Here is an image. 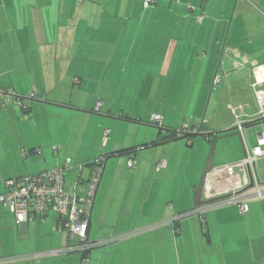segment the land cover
<instances>
[{
    "label": "crops",
    "instance_id": "crops-1",
    "mask_svg": "<svg viewBox=\"0 0 264 264\" xmlns=\"http://www.w3.org/2000/svg\"><path fill=\"white\" fill-rule=\"evenodd\" d=\"M156 1L143 8V0H0V92L38 96L0 105V194L9 179L62 168L69 160L65 189L83 197L92 161L132 152L125 162L105 163L89 215L87 240L99 244L89 252L91 259L99 255L90 264H264V195L246 200L244 214L234 205L219 206L204 212L203 223L182 221L176 238L166 223L192 215L206 161L203 142L193 148L196 136L168 137L182 123L204 134L208 145L216 142L213 169L242 161L248 149L264 151V118L250 88L252 67L264 65V0H236L234 6L232 0ZM108 14L121 23L114 35L101 36ZM155 26L158 39L150 38ZM119 43L124 50L114 57L116 84L124 73L132 79L123 86L129 98L122 105L101 98L102 57L112 58ZM186 88L196 99L185 113L163 98L136 109L143 91L180 95ZM153 115L161 116V129ZM187 147L196 157L183 166L180 155L194 151ZM129 160L137 167L129 169ZM161 160L166 165L156 171ZM254 170L263 190L264 156ZM237 179L234 173L204 180L200 198L209 186L223 190ZM66 220L65 213L48 212L17 225L0 205V264H77L70 253L51 254L75 243Z\"/></svg>",
    "mask_w": 264,
    "mask_h": 264
},
{
    "label": "built area",
    "instance_id": "built-area-1",
    "mask_svg": "<svg viewBox=\"0 0 264 264\" xmlns=\"http://www.w3.org/2000/svg\"><path fill=\"white\" fill-rule=\"evenodd\" d=\"M142 4L143 8H148L155 5L156 0H143ZM198 21L200 20L198 19ZM262 67L264 65L252 67V83L250 85L257 108L256 113L260 118H264V72H259ZM217 81V78H215L214 82L216 83ZM11 97V94L1 91L0 105L5 103L6 98L9 100ZM16 98L17 104L23 105L24 100H37L38 96L35 91H32L26 98ZM98 107L99 104H96L95 111L98 110ZM151 121L158 128H162L161 116L153 115ZM235 126L236 130L242 132L241 123L236 122ZM196 133L197 131H192L187 124L175 130V136L177 138L184 134ZM104 136L106 137V134ZM257 139L261 141L262 136H258ZM262 156H264V151L257 146L248 149L242 161L227 167L212 169L208 172L204 179L206 183L222 175L234 173L238 175V179L234 184L223 190H212L213 188L209 186L207 193H202L203 195L200 198V201L204 204L196 207L193 213L201 216L207 209L212 207L237 205L239 213L244 214L247 211L246 200L264 195V190H262L254 170L255 161ZM92 163V170L85 184V195L83 197H79L65 189L64 172L69 166V160H66L62 168H55L37 174H27L20 178L9 179L5 182V192L0 194V205L10 211L17 225L32 220L34 215L42 217L48 212L56 215L65 213L67 216L65 227L70 238L72 240L75 239V243L66 248L55 250L51 254L65 255L67 253H76L80 256L79 264H88L84 260L89 257L90 250L99 245L88 242L87 222L95 191L99 183L103 158H97ZM165 165V162L161 160L157 162L155 170L158 171L164 168ZM132 166L133 160H129L127 167L132 168ZM206 187L207 184L204 185V189ZM177 220L175 217L168 221L173 226L175 234H178V229L176 228ZM11 261H15V259Z\"/></svg>",
    "mask_w": 264,
    "mask_h": 264
},
{
    "label": "rangeland",
    "instance_id": "rangeland-1",
    "mask_svg": "<svg viewBox=\"0 0 264 264\" xmlns=\"http://www.w3.org/2000/svg\"><path fill=\"white\" fill-rule=\"evenodd\" d=\"M168 1V0H166ZM79 2V0H78ZM236 0H232V5L234 6ZM143 3V2H142ZM154 6L156 5H152L150 6L149 8H153ZM232 6V7H233ZM142 7H143V4H142ZM120 16L119 15H113V14H108V15H105L104 16V20H103V26L101 27V31H99L97 34H101V36L103 35H107V33H111V34H115L117 31L115 30V28H117V26H115L116 24H119L121 23L120 21ZM159 29L160 27L158 28V26H155V27H152L150 28V38H154V39H158V32H159ZM93 32V30H92ZM124 34V37L126 36V32L123 33ZM154 34V36H153ZM157 36V37H156ZM110 37V36H109ZM100 38V37H99ZM104 40H105V37H104ZM100 41L102 42V39H100ZM103 43V42H102ZM120 49V51H123L124 48L123 47H120V43H119V47L116 48V52L114 53V56L112 58H110L111 54L108 53V54H104L103 57H102V65L101 67L103 68V79L101 81V84H102V92H103V95L101 96L102 100H106V101H109L111 102L112 104H116L118 102H120V104H124L126 102V100L129 98V95H127L125 92H124V89H123V86H125L126 88L128 86H131V82H132V79L128 77V74L127 73H124L123 75H120L119 79H118V84H116V78L118 77L113 71H112V68H115L116 69V66L118 65H114V57L115 55H117V51ZM112 53V52H111ZM128 53V49L126 50V53ZM123 65H125L124 63H121L120 64V67H122ZM111 75H113L114 78H111ZM141 79V78H139ZM139 79H137L136 81L138 82ZM143 81V80H141ZM187 81V80H186ZM150 82V80H149ZM119 87L118 89V93L117 94H114V92L116 91V87ZM8 94H11V92H6ZM12 97L8 100L6 98V103L11 101V99H14L16 100L15 98V94H11ZM131 97V96H130ZM135 97H138L137 95ZM163 98L164 101H166L167 105L168 106H174L175 104H177V107H180L182 109H184V113L185 111L189 108V106L193 107V104H194V101L196 99V96H192L191 94V91L189 92V90L186 88L184 90H182V92L179 94H175V95H168V94H160V95H150V94H147L146 92H142L140 94V96L137 98L138 101H135V104L137 103V106H136V109L139 111L141 109L142 106H150L152 105L154 102H157V103H160L161 102V99ZM148 104V105H147ZM142 105V106H141ZM153 106V105H152ZM180 114V113H179ZM188 118H186L187 120ZM182 126L184 125L183 123L181 124ZM193 148L195 147H199L198 143L200 144L201 142H203V144L205 145V147H207V151H206V157L205 159H207V156H208V153H209V150H210V145H208L206 142L203 141L202 138H199V137H195L193 139ZM222 142H225V141H222ZM202 144V143H201ZM216 144V142H215ZM191 147H187V150H194L192 153H189L188 155L186 154V156H184V153H182L180 155V159L183 158V166L185 165V163L187 161H191L192 163H194L195 161V158L196 157V154H195V149H193ZM197 149V148H196ZM214 152H215V149H214ZM184 156V157H182ZM187 158V159H186ZM122 160V161H121ZM125 160H127L126 158L122 157V158H119L117 161H116V164L120 161V162H125ZM204 164H205V160H204V163L202 165V170H203V167H204ZM123 164H120L119 167H122ZM126 166V165H124ZM135 167H137L136 163L133 162V166L132 168H129V169H134ZM201 170V171H202ZM200 178V176H199ZM182 180V179H181ZM199 181V179H198ZM197 181V183H198ZM180 183V180L178 179L177 180V185H179ZM264 190V189H263ZM206 205V204H205ZM209 205H212V204H209ZM208 205V206H209ZM225 206H230V205H225ZM237 207V205H234ZM215 209L216 207H212V208H209L207 210H210V209ZM217 208H220L219 206ZM238 208V207H237ZM187 212L185 213H182V214H186ZM189 213H191L192 215H185L183 216L182 218L180 217V215H176V218L178 219L177 220V223H179V226L180 224L182 223V221H184L185 223L190 221V220H193V218H197L199 220L200 223H203L204 219H203V215H205L204 213L199 216L197 214H194L192 211H190ZM168 214H171L170 212H168ZM238 214L240 215L239 213V210H238ZM171 216V215H170ZM180 217V218H178ZM173 218V217H172ZM170 218V219H172ZM169 221V220H168ZM168 221L166 222L167 224ZM178 225V224H177ZM168 230H167V233L169 234V236L171 238H176L178 237L179 235V231H178V235L175 234V232L173 231V229L168 225ZM183 227L180 226V228ZM177 228V227H176ZM179 228V230H180ZM172 229V230H171ZM178 229V228H177ZM240 240V239H239ZM233 240H231V243H230V250H232L233 248ZM68 256H70L74 262H78L80 261V258H79V255H76L75 253H70ZM99 255L97 256H94L92 259L90 258V256L85 259L84 261L85 262H88V264H90V260H95V259H98ZM75 258V259H74ZM169 259L171 260V258L169 257ZM199 260V259H198ZM182 262V260H181ZM168 264H174L172 261H170Z\"/></svg>",
    "mask_w": 264,
    "mask_h": 264
},
{
    "label": "water",
    "instance_id": "water-1",
    "mask_svg": "<svg viewBox=\"0 0 264 264\" xmlns=\"http://www.w3.org/2000/svg\"><path fill=\"white\" fill-rule=\"evenodd\" d=\"M203 135L204 134H200V133H196V134H184V135L178 137L177 139L178 140H180V139H186V138H190V137H194V136L201 138V137H203ZM170 142L171 141L160 142L158 144L151 143L148 148H154V147H157V146L166 145V144H168ZM214 149H215V142H213L211 144V147H210V150H209L207 159L205 161V164H204V167H203V170H202V173H201L199 182H198L197 187H196V189H195V191L193 193V206L194 207H200V206H202L204 204L203 202L200 201V194H201V191H202V188H203V185H204L205 175L213 169V161H212V158H213V154H214ZM131 153L132 152H126V153H120V154H115V155H111V156L105 157L103 159V163H102V166H101V175H102V172L104 170L105 163L109 159L126 157V156L131 155ZM101 175H100V178H101ZM99 182H100V179H99ZM97 187H98V185H97ZM89 228H90V216H89V219H88V222H87V235H88Z\"/></svg>",
    "mask_w": 264,
    "mask_h": 264
},
{
    "label": "trees",
    "instance_id": "trees-1",
    "mask_svg": "<svg viewBox=\"0 0 264 264\" xmlns=\"http://www.w3.org/2000/svg\"><path fill=\"white\" fill-rule=\"evenodd\" d=\"M156 3H157V1H156ZM169 138H173V139H176V138H174V137H176L175 136V131L174 132H170V134H169V136H168ZM205 139H206V141H208V138H206L205 136H203ZM188 139H190V138H188ZM210 143V142H209ZM93 162V161H92ZM93 163H91L90 165H92ZM177 224L178 223H176V226H177Z\"/></svg>",
    "mask_w": 264,
    "mask_h": 264
}]
</instances>
